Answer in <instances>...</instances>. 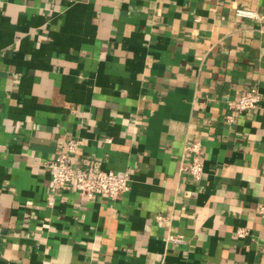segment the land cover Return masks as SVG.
Listing matches in <instances>:
<instances>
[{"label":"crops","instance_id":"1","mask_svg":"<svg viewBox=\"0 0 264 264\" xmlns=\"http://www.w3.org/2000/svg\"><path fill=\"white\" fill-rule=\"evenodd\" d=\"M73 137L129 190L52 191ZM261 204L264 0H0V264H264Z\"/></svg>","mask_w":264,"mask_h":264},{"label":"built area","instance_id":"2","mask_svg":"<svg viewBox=\"0 0 264 264\" xmlns=\"http://www.w3.org/2000/svg\"><path fill=\"white\" fill-rule=\"evenodd\" d=\"M236 14L239 16L253 17L256 14L246 8H238ZM261 100V93L257 87H252L242 91L237 99L229 104L237 112L255 109ZM229 120L231 117L229 116ZM80 141L78 138L64 140L63 150L49 161L46 167L50 174V187L52 191H57L72 184L75 189L84 197L89 199L97 196L116 198L126 193L130 188V170L121 172L106 170L95 162L90 168L81 167L70 161V156L77 152ZM199 140H187L185 151L191 154L190 161L183 167L194 179H201L203 176V162L201 159L202 147ZM256 211L264 217V204L258 205ZM237 234H245L244 229H239ZM173 238V237H171ZM174 239V238H173ZM179 240V239H175Z\"/></svg>","mask_w":264,"mask_h":264}]
</instances>
